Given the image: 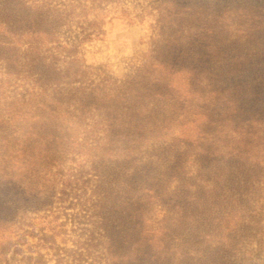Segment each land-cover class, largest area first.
Returning a JSON list of instances; mask_svg holds the SVG:
<instances>
[{
	"label": "rangeland",
	"instance_id": "1",
	"mask_svg": "<svg viewBox=\"0 0 264 264\" xmlns=\"http://www.w3.org/2000/svg\"><path fill=\"white\" fill-rule=\"evenodd\" d=\"M235 81L263 114L264 0H0V264H148L151 238L158 264H264V135L210 92Z\"/></svg>",
	"mask_w": 264,
	"mask_h": 264
},
{
	"label": "trees",
	"instance_id": "2",
	"mask_svg": "<svg viewBox=\"0 0 264 264\" xmlns=\"http://www.w3.org/2000/svg\"><path fill=\"white\" fill-rule=\"evenodd\" d=\"M38 9H40V8H38V7L36 8V11H35L36 14H37V11H39ZM40 14H41V17H43L41 12H40ZM44 15H46V13ZM41 17L40 18H35L36 21H40ZM60 17H62V15L54 16L53 20L48 21V22L50 23L51 26H55L57 21L60 22V19H61ZM55 19H57V20H55ZM46 22H47V20H46ZM91 35H92V33H87L86 37H91ZM64 47L68 48L67 45H65ZM133 84H139L138 88L136 89V87H131V85H133ZM122 85L121 86L123 88V91L118 93V94H120V96H118V98H119V100L122 101V103L121 104H120V102L116 103V104H119V106H118V114L113 119L117 120V118H118L120 120V124L126 129L129 128L130 130H134V131H136L138 129L142 130L147 125H149V123L145 122V120L148 119V116H143L142 117L141 113L139 112V102H140V99L145 98L149 94H151L153 92V90L151 88H149V87L146 88V86H143L140 80L136 81V82L126 81ZM242 85H243V82H236L235 81L233 83H228L223 88V86L221 87V85H219L218 83H215V84H213L214 87H213L212 90H210V92L212 94H218V93H220V94L222 93L223 94V102L224 103H222V106L223 105L226 106L227 104H232L233 105V107H228L231 110L232 115H233L232 118H228V121H231L233 123L234 131H238L239 132L237 127L240 128V125L243 124V125H246L245 129H244V133L245 134H248L250 136L259 135V137L260 136L262 137L264 135V113L263 114H255L256 112L254 110V111L251 112L250 118H247L245 116L243 117V115H241V113H246V112L248 113V111H249V110L244 109L240 105V102H238L239 101V97L243 93L242 92ZM92 94H94V93L92 92ZM98 95H100V94H98ZM156 95L158 96V98H162L163 97L162 96V92H158L157 91ZM133 100H136V102H132ZM157 105H158V103L154 102V99H153V100L147 101L146 107H148L150 109L148 111L151 112V110L153 108H155ZM108 106H110V105H108ZM219 109H220V111H223L221 106H220ZM263 109H264V106H263ZM215 110H217V107L215 108ZM215 110H212V113L209 115V120L211 122H215V116H216V114L214 112ZM223 113H225V111H223ZM149 118L153 119L152 116H149ZM113 119H112L113 122L118 123L116 120H113ZM223 121H226V120L224 119ZM251 123H253V124L251 125ZM254 125H256V127H258V130H255L256 132L255 131L254 132L251 131V129L253 128ZM131 135H132V139L130 140L131 142L138 143L139 140L141 139L138 136L135 138V134L134 133H132ZM125 139H127L126 136H124L122 138V140H120V141L124 142ZM215 144L217 145V142ZM234 151H235V149H234ZM237 153H240V152H237ZM211 155H212V153L208 152L207 156H211ZM4 157H13V156L11 154H6ZM211 160L212 159H210V158L208 160H198V163L200 164V163H202V161L211 162ZM212 161L216 162L215 159H213ZM15 162H17V161H15ZM206 169H210L209 166L205 167V166L201 165V167L198 170H199V173H201V172H205ZM215 169H216V166H215ZM235 169H237V168H235ZM3 171L5 173H8L10 171V169L5 167ZM5 175H7V174H5ZM206 177H208V176H206L204 174L203 178L205 179L204 180L205 182L209 180V178H206ZM248 180L249 179L246 178V174H242L241 173L238 176L237 175H233L232 181L229 182V183H231L230 184L231 185L230 189H232L234 187L233 186L234 184H232V183H235L237 185V188L240 189L242 186H240L239 185L240 183H238V182H241L243 184V186H246ZM144 182H145L144 186L146 187L145 189H150V191L154 190V186L148 184V182H146V179H145V181L143 179L142 184ZM209 190L213 191V189H211V188ZM217 195L218 194L216 193V196ZM8 224H9V222H7V219L4 220V226L3 227L4 228L8 227ZM151 239H147V241H146L147 242L146 243L147 244V251L144 253L145 256H146L145 258L147 259L148 264H158V262H159L158 254L157 253L152 254L151 251L149 250V248H150L149 244H150V240ZM206 254L208 256H210L211 260H208V263L207 262H204V263L199 262L200 264H212V263L216 262V257L218 256V254L216 252H211V253H206ZM197 261H199V260H197ZM178 264H189V263H187L186 261L181 263V261H179ZM196 264H198V262Z\"/></svg>",
	"mask_w": 264,
	"mask_h": 264
}]
</instances>
